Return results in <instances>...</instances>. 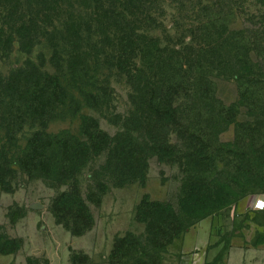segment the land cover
<instances>
[{"label": "trees", "instance_id": "trees-1", "mask_svg": "<svg viewBox=\"0 0 264 264\" xmlns=\"http://www.w3.org/2000/svg\"><path fill=\"white\" fill-rule=\"evenodd\" d=\"M240 5L263 9L258 27L231 28ZM168 10L176 14L170 22ZM16 43L25 55L45 47L54 73L43 55L0 72V185L12 190L13 143L25 135L20 170L53 189L73 184L56 202L73 237L92 226L89 203L98 206L110 186L143 181L153 159L189 168L185 208L202 220L235 205L249 184L263 187L264 169L255 171L248 155L234 157L236 173L222 184L212 176L223 162L214 127H239V111L218 98V81L237 83L238 99L264 117V0H0V58L9 59ZM118 83L128 90L122 115ZM65 109L99 117L86 113L78 135L50 136ZM101 120H118L119 129L110 134ZM86 171L94 184L84 194L77 178ZM176 215L170 204L143 198L136 220L144 234L117 236L101 264H165L164 249L188 232ZM70 252V264H98Z\"/></svg>", "mask_w": 264, "mask_h": 264}, {"label": "rangeland", "instance_id": "rangeland-1", "mask_svg": "<svg viewBox=\"0 0 264 264\" xmlns=\"http://www.w3.org/2000/svg\"><path fill=\"white\" fill-rule=\"evenodd\" d=\"M262 10V8L251 10L248 6L240 5L241 14L236 16L231 28L239 30L258 27L260 20L256 16H259L258 12H263ZM175 15L168 10L167 22ZM251 15H254L253 20ZM42 55L47 62L45 70L54 73L49 64L50 51L42 46L31 55H25L19 51L17 43L9 59L0 58V72L5 74L12 67L20 66L27 60L37 62V58ZM114 85L117 93V112L122 115L129 108L128 90L124 84ZM238 87L234 81L226 79L218 81V98L227 106L232 105L233 109L239 111V127L237 129L235 124L224 122L214 127L217 137L215 147L223 159L212 176L216 186L217 183L222 184L231 172L236 173L232 165L235 156L248 155L255 160V171L258 166L264 169V117L252 112L246 102L238 99ZM86 113L99 117L98 114L88 111L81 113H75L72 109L59 111L57 118L49 124L47 133L53 137L63 132L78 135L81 118ZM100 123L102 129L110 134L119 129L118 120L112 123L101 120ZM246 133L252 134V137L247 139ZM24 136L20 138L24 139ZM23 139H20L19 143H13L11 152L10 160L13 165H10L9 169L13 178L12 190L5 192L0 185V264H70L72 249L78 253H87L93 261L101 264L108 258H102L101 254L108 255L113 236L118 234L122 236L126 233L144 234L145 225L137 222L136 211L145 197L150 201L170 204L176 210L180 229L186 228L189 231L203 221L201 219L203 214L190 213L188 208H185L189 199L185 188L189 186V177L192 176L189 168L177 162L169 164L153 159L143 181L123 188L110 186L98 206L89 203L93 218L92 226L82 237H73L64 228L68 218L63 213L58 214L56 210L58 196L73 184L68 182L53 189L42 180L30 177L20 170L15 161L25 145ZM173 142L179 149L181 143L178 139L174 138ZM5 143L4 134L0 129V148ZM102 161V158L98 159L95 165ZM257 181H254V184ZM93 184L94 181L89 179L87 171L77 178V185L84 194ZM94 192L97 193L95 190ZM259 199L264 200V185L260 189L249 184L246 194L235 205L218 212V215L216 213L208 217L218 218L221 231L215 238L219 248L210 254L207 260L203 254L193 253L191 256L183 254L182 233L164 249L167 254L165 264H264V210L254 209ZM35 203L41 204L44 208L31 209L30 206Z\"/></svg>", "mask_w": 264, "mask_h": 264}, {"label": "crops", "instance_id": "crops-1", "mask_svg": "<svg viewBox=\"0 0 264 264\" xmlns=\"http://www.w3.org/2000/svg\"><path fill=\"white\" fill-rule=\"evenodd\" d=\"M220 231L221 227L219 226L217 217H211L203 220L194 229L189 230L184 235L182 243L183 254H185L186 256H191V254L193 255V253H199L203 254L205 260H207L209 255L219 248V245L217 244V242H215V238L219 235ZM117 236H119V234L111 238L113 239L112 247L108 255L104 256L105 253L101 254L102 258L105 259L111 254L114 240Z\"/></svg>", "mask_w": 264, "mask_h": 264}, {"label": "built area", "instance_id": "built-area-1", "mask_svg": "<svg viewBox=\"0 0 264 264\" xmlns=\"http://www.w3.org/2000/svg\"><path fill=\"white\" fill-rule=\"evenodd\" d=\"M254 209L257 211H263L264 210V200L259 199L256 201Z\"/></svg>", "mask_w": 264, "mask_h": 264}, {"label": "water", "instance_id": "water-1", "mask_svg": "<svg viewBox=\"0 0 264 264\" xmlns=\"http://www.w3.org/2000/svg\"><path fill=\"white\" fill-rule=\"evenodd\" d=\"M30 208L33 210H42L44 207L39 203H35V204H32Z\"/></svg>", "mask_w": 264, "mask_h": 264}]
</instances>
